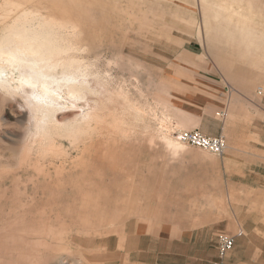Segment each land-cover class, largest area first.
<instances>
[{"label": "rangeland", "instance_id": "374dc122", "mask_svg": "<svg viewBox=\"0 0 264 264\" xmlns=\"http://www.w3.org/2000/svg\"><path fill=\"white\" fill-rule=\"evenodd\" d=\"M15 1L58 24L69 46L52 71L56 118L89 125L96 114L104 126L37 161L55 186L78 173L97 192L49 197L42 179L21 178L27 109L0 92V264H212L221 234L235 237L224 264H264V0ZM163 118L173 141L221 135L223 154L178 139L185 149H168ZM36 190L31 214L1 208Z\"/></svg>", "mask_w": 264, "mask_h": 264}, {"label": "bare ground", "instance_id": "6f19581e", "mask_svg": "<svg viewBox=\"0 0 264 264\" xmlns=\"http://www.w3.org/2000/svg\"><path fill=\"white\" fill-rule=\"evenodd\" d=\"M233 11L236 14L240 13L235 8ZM38 13L39 10L34 11L32 8L24 7L19 1L0 0V76L6 69L19 70L18 79L13 85L0 79V92L8 94L12 98L20 97L27 109L26 119L29 124L23 129L21 140L18 142L19 155L23 154L24 158L17 162V166L21 169L25 168L21 174L22 180L25 178L26 181L35 183L42 179L46 187L41 193L49 195V197L54 192L64 194L65 191L80 196L87 192L96 193L98 188L90 189L89 185L88 188L86 187V183L78 182L81 179L78 173L71 176L73 183L69 188L64 186V182H59L55 186V179L46 180L44 174L46 168L43 169V166L37 163L42 155L40 152L46 154L44 157H47L60 145H63V141L60 139H72L71 142L74 143L72 148L78 150L80 148L78 143L88 140L91 136L87 131L93 130L92 132L96 133L104 126L96 114L92 115L89 125L88 123L80 125L74 120L66 123L56 118L57 100L50 88L52 71L56 65L55 57L68 53L69 46L67 43L57 41V33L62 28L53 21L44 19ZM67 30L69 29L66 28ZM9 81L13 82L14 78L10 76ZM72 93L79 96L80 92L78 89H74ZM90 116V113H87L82 118L88 119ZM170 122L168 118H163L158 122V130L161 135L159 137L164 145L172 148V151H181L185 148L178 144L177 138L174 137L175 141H173L170 136L167 137V133L170 132ZM85 126H88L87 130H83ZM77 154H80L76 160L79 164L82 162L81 156L84 155V152L79 150ZM32 165H38L39 171L36 175L30 174L29 169L27 170ZM53 168L54 164L51 163L47 168L48 178L52 176ZM81 176L83 177V175ZM37 192V190L33 192V199L30 203L13 200L1 208L17 211L20 214L36 211Z\"/></svg>", "mask_w": 264, "mask_h": 264}, {"label": "built area", "instance_id": "2783aa9c", "mask_svg": "<svg viewBox=\"0 0 264 264\" xmlns=\"http://www.w3.org/2000/svg\"><path fill=\"white\" fill-rule=\"evenodd\" d=\"M177 139L190 146L208 151L220 156L225 150V140L221 135L207 136L199 130L180 131L176 135ZM235 237L221 234L216 240L217 255L212 264H223L227 254L234 248Z\"/></svg>", "mask_w": 264, "mask_h": 264}, {"label": "crops", "instance_id": "0c3cea01", "mask_svg": "<svg viewBox=\"0 0 264 264\" xmlns=\"http://www.w3.org/2000/svg\"><path fill=\"white\" fill-rule=\"evenodd\" d=\"M237 1L240 2L239 0H230V3H232V5L230 4L229 6L230 7H234L233 2H237ZM219 4H221L223 6L225 4V1L224 0H213L209 5H210V7L211 6L218 7V6H221ZM202 5H203V7L206 5V3L203 0H202ZM246 6H247V9H252V8L255 9V8H257L251 2H248V4ZM257 38H259V37H257ZM230 39H234L235 40L234 37H230ZM187 52L193 54L191 51L187 50ZM199 76H200V78H202V79H200L201 82H202V80H205L204 76H201V75H199ZM168 149L172 150L170 147H168ZM182 150H184V149H182ZM223 264H224V262H223Z\"/></svg>", "mask_w": 264, "mask_h": 264}]
</instances>
